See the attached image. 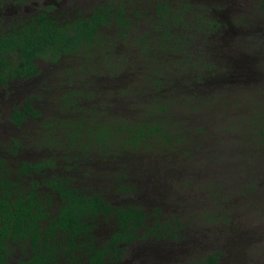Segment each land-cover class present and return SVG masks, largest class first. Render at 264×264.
Here are the masks:
<instances>
[{"label": "rangeland", "instance_id": "rangeland-1", "mask_svg": "<svg viewBox=\"0 0 264 264\" xmlns=\"http://www.w3.org/2000/svg\"><path fill=\"white\" fill-rule=\"evenodd\" d=\"M115 1L127 7H115L98 43L64 58L59 69L43 64V75L24 91L30 96L47 85L36 92L41 118L19 127L0 118V158L16 143L20 149L6 169L12 177L23 159L49 161V176L68 177L115 204L134 202L150 218L141 230L160 229L136 247L146 244L181 264H191L198 242L185 241L196 236L213 239L222 264H264V0H191L194 7ZM15 85L7 94L13 105L21 101ZM156 99L153 113L147 108ZM122 119L156 120L171 142L152 135L146 148L125 150L118 142L105 150L90 141L91 129L118 131ZM71 140L78 144L72 150ZM170 248L175 253L163 252ZM204 257L196 254L198 264Z\"/></svg>", "mask_w": 264, "mask_h": 264}, {"label": "flooded vegetation", "instance_id": "flooded-vegetation-1", "mask_svg": "<svg viewBox=\"0 0 264 264\" xmlns=\"http://www.w3.org/2000/svg\"><path fill=\"white\" fill-rule=\"evenodd\" d=\"M89 1V0H87ZM96 3H87V5H79L73 3V0H0V39L12 32L15 28H20L23 26H31V25H41L43 19H49L51 24L58 23L64 28H69V25H72L74 20H78L81 16L83 18L90 17L92 15V10H97L100 7H105V10L109 12L107 17L109 19L105 24L100 25L101 29L98 31L101 32L104 27L108 26L111 22V17H114L115 7H127L124 4H118V1L115 0H93ZM186 2H190V4H186V7H194L191 6V0H185ZM194 3L196 0H193ZM80 7H93L88 12L84 11ZM75 8V9H74ZM112 8V9H110ZM79 10V14L73 15L74 10ZM81 10V11H80ZM117 8V13L119 14V19L121 18L124 21V11ZM82 12V13H81ZM122 14V15H121ZM213 27V25H212ZM97 42H99V36L96 38ZM86 51L84 49L80 50L78 53H62L57 59L54 61L53 58L56 56L53 53L48 54L47 57L36 56L34 58V63L36 66L35 72L30 74V76H14L13 71L8 68L10 62L17 59L15 54H11V52L5 51L4 55L6 57L4 65L0 66V118L4 115L7 116L9 122L14 126L19 127L24 124L29 119H39L41 118L40 113L38 112L37 106L38 101L40 100L39 95L36 93L37 91L44 90L41 88L43 85L46 87V84H41L40 88L37 87L35 94L26 96V90L30 89L32 85L30 83L38 80L43 75L42 65L44 64L47 67H57L59 69L62 67V62L64 58H74L79 54H83ZM15 82L17 85L14 87V96L18 99L21 98V101L15 105L13 102L15 98L9 97L7 98L8 91L11 93V84ZM34 85V84H33ZM64 84H62L63 86ZM29 106L33 108L29 109ZM2 107H7V113L3 110ZM64 107L60 109L63 110ZM17 143L12 148L6 150L4 154H1L0 158V199L7 200L8 193L11 195H28V197H32L36 200V204L34 209L36 213L35 216L39 215L38 208L40 207V203H44L47 205V219L44 221V225L49 224L50 219H54L59 214V208L61 204V197L57 192H55L56 197L51 201L50 198L54 195L52 188L49 186L50 180L54 177L62 178L67 180L68 177L65 176H49L51 164L49 161V165L40 167L42 160L39 161H28L21 160L17 163L15 175L11 177L10 171L6 169V166L9 165V162L12 160L14 156H17L20 152L17 150ZM77 161H72L75 163ZM56 165V164H55ZM54 165V166H55ZM24 166L26 169H24ZM46 178V180H44ZM25 179H28V185L30 189L28 191L21 190L20 186L22 185V180L25 183ZM70 179V178H69ZM68 179V180H69ZM73 183L71 180L70 184ZM10 184V188L7 186ZM73 186H76L73 184ZM44 190V193L42 191ZM84 190V189H83ZM86 191V190H84ZM88 192V191H87ZM92 194H99L103 199L109 202V210L103 213H97L93 217H89V219H85L84 230L85 232H81L80 235H75L74 230H64L59 227L54 228V230L50 229V232H53V242L55 245L54 250H56V254L51 255L53 259H48L47 263L49 264H90V258H92V251H103L109 250L108 255L102 260L101 264H170L178 263V259H168L160 255V250L156 252L153 248H150L146 244L142 247L138 244V241L148 243L149 238L143 239L147 233L151 234L156 232V227H149L148 231L145 233V229H140L137 231V235L133 238L131 237L132 228L131 226H136V219L132 217L127 226H124L121 220V212L124 208L131 209L136 208L140 209L144 214V218L142 224L147 226V220L150 218L148 214L143 211L140 206H136L134 202L128 201V203L124 204H115L105 195L99 192H91ZM5 196V197H3ZM13 198V197H12ZM12 199H9L11 201ZM43 200V201H42ZM41 203V204H42ZM51 203H53V209H50ZM119 203V202H118ZM157 211H160L159 208H156ZM156 215H161V213H157ZM2 216L0 211V217ZM110 223V224H108ZM185 223V222H184ZM3 226V223L0 222ZM186 224V223H185ZM191 224V222H190ZM184 226V224H179L178 227ZM43 227V220H39L37 224V228H35L33 234L37 233V248H34L33 244L36 241L34 235L30 234L27 237H19L16 241L13 240V236L8 238V245L5 249L0 247V264H39L40 259L38 261L36 259H32L34 257V251L39 253L42 247L43 240L46 238L49 230ZM29 227V224L26 225ZM143 227V226H142ZM130 228V230H129ZM43 235V238H41ZM149 236V235H148ZM196 236V235H195ZM185 234V238H186ZM196 237L198 239H196ZM194 238L187 237L188 239L185 242H188L193 247V241H197V250L194 248L191 250L193 252L190 257L191 264H198L196 254H200L202 252L206 253V257L201 259L202 264H222L220 262L223 258V253L220 251H215L213 248V239L207 237L206 239H210V242L202 243L199 239V236ZM153 239H156L154 237ZM72 240L75 244L72 243ZM182 240V239H181ZM116 241V243L114 242ZM115 243V245H114ZM0 244H1V232H0ZM195 247V248H196ZM7 249V251H6ZM176 248H170L167 251H172L173 253ZM189 256V255H188ZM164 257V258H163ZM214 257L215 260L210 261L209 259ZM35 261V262H34ZM183 261H185L183 259ZM189 264V263H188Z\"/></svg>", "mask_w": 264, "mask_h": 264}, {"label": "trees", "instance_id": "trees-1", "mask_svg": "<svg viewBox=\"0 0 264 264\" xmlns=\"http://www.w3.org/2000/svg\"><path fill=\"white\" fill-rule=\"evenodd\" d=\"M112 9V8H110ZM162 10V8H160ZM123 12V11H122ZM108 11L105 7H100L97 10H92V15L87 18L82 16L78 20H74L69 28H64L58 23H53L49 19H43L41 25L23 26L15 28L12 32L0 39V66L5 63L6 57L5 51L11 52L17 56L16 60L10 62L8 68L13 71L14 76H30L35 72L36 66L34 58L38 55L47 57L48 54L53 53L56 55L53 60L64 53H78L80 50L91 47L97 42V37L101 27L109 19L107 15ZM122 15V14H121ZM113 17V16H112ZM111 17V18H112ZM120 23L125 28L127 25L120 18ZM216 25V24H215ZM217 26V25H216ZM213 27L217 29L214 26ZM219 28V26H217ZM159 100L156 99L148 104L147 110H152L154 113ZM29 109L33 108L29 106ZM150 113V114H153ZM120 130L114 131L108 125H97V129H91L92 139L94 144L103 147L105 150L112 149L115 143H120V147L127 150L132 147L146 148V140L150 139L152 135L160 136L165 142H171L169 132L165 129L166 125L158 121L143 122L134 124L127 120H121ZM76 132L75 134H77ZM72 145L69 149H73L77 146L75 140H71ZM90 143L84 144L85 148H89ZM40 167L49 165L47 161H42ZM24 169L26 167L24 166ZM69 179V178H68ZM65 180L62 178L54 177L49 182V186L52 188L54 195L50 198L52 201L56 197L55 192L61 197V204L59 208V214L56 218L50 219L49 224L44 225L45 219H47V205L40 203L39 215L35 216L36 210L34 209L36 200L23 193L18 195H11L8 193L7 200L0 199V211L2 216L0 217L1 232V244L0 247L5 249L8 245V238L13 236V240L16 241L19 237H27L32 234L36 238L34 241V248H37V233L33 234L39 220H43V227L49 230L46 238L43 240L42 247L39 253L34 251V257L32 259H40L39 264H49L48 259H53L51 255L56 254L54 250L55 245L53 239L54 228L59 227L64 230H74L75 235H80L81 232H85L84 225L85 219L93 217L97 213H103L108 211L109 202L103 199L99 194H92L91 192L84 191L70 184L71 179ZM46 180V178H44ZM10 188V184L7 186ZM5 197V196H3ZM13 197V198H12ZM9 199H12L9 201ZM43 201V200H42ZM52 205V204H51ZM121 220L124 226L128 225V222H133L132 217L136 219V226H131V237H135L137 231H140L144 214L140 209L124 208L121 212ZM29 224V227L26 225ZM130 230V228H129ZM43 238V235H41ZM116 243V241H114ZM72 243L75 242L72 240ZM114 243V245H115ZM7 251V249H6ZM109 250L92 251V258H90V264H101L102 260L108 255ZM215 260L214 257L209 259ZM35 262V261H34Z\"/></svg>", "mask_w": 264, "mask_h": 264}]
</instances>
